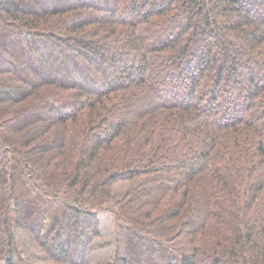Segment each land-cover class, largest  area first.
<instances>
[{
    "label": "trees",
    "instance_id": "16d2710c",
    "mask_svg": "<svg viewBox=\"0 0 264 264\" xmlns=\"http://www.w3.org/2000/svg\"><path fill=\"white\" fill-rule=\"evenodd\" d=\"M0 264H264V0H0Z\"/></svg>",
    "mask_w": 264,
    "mask_h": 264
}]
</instances>
